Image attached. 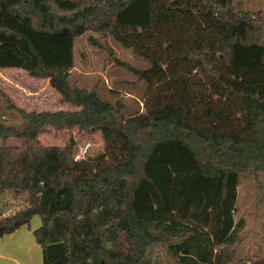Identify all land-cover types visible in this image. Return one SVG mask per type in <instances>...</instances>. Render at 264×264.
Here are the masks:
<instances>
[{"label":"trees","instance_id":"obj_1","mask_svg":"<svg viewBox=\"0 0 264 264\" xmlns=\"http://www.w3.org/2000/svg\"><path fill=\"white\" fill-rule=\"evenodd\" d=\"M233 0H0V69L48 80L72 112L7 105L0 238L28 227L42 264H264L239 257L241 177L264 173V19ZM145 62L130 80L71 82L76 38ZM99 133L103 150L43 146L49 129ZM1 205V204H0Z\"/></svg>","mask_w":264,"mask_h":264},{"label":"rangeland","instance_id":"obj_2","mask_svg":"<svg viewBox=\"0 0 264 264\" xmlns=\"http://www.w3.org/2000/svg\"><path fill=\"white\" fill-rule=\"evenodd\" d=\"M232 4L236 11L260 12L264 19V0H233ZM92 38L106 44L111 49L113 58L103 49L92 45L89 35L76 38L71 82L87 89L94 84L114 88L118 96L129 103V97L132 95H125L124 89H118L121 87H116L115 84L131 78L125 70L118 67L115 60L136 67L144 66L145 62L97 34H93ZM7 105L35 113L78 110L62 102L59 94L49 86L48 80L32 78L20 69H0V122L21 128L20 118L8 109ZM38 140L47 147H61L71 140L77 159L92 156L103 150L99 133L79 131L76 128L62 131L49 129L41 134ZM0 204L5 206L4 201ZM10 206L8 208L14 210ZM234 219L244 221L239 257L249 261L264 260V173L240 178ZM152 257H157V264H168V259L157 248L153 250Z\"/></svg>","mask_w":264,"mask_h":264},{"label":"crops","instance_id":"obj_3","mask_svg":"<svg viewBox=\"0 0 264 264\" xmlns=\"http://www.w3.org/2000/svg\"><path fill=\"white\" fill-rule=\"evenodd\" d=\"M0 218L13 210L0 205ZM40 219L34 216L28 227H21L0 238V264H42L41 248L36 244L32 231L40 227Z\"/></svg>","mask_w":264,"mask_h":264}]
</instances>
